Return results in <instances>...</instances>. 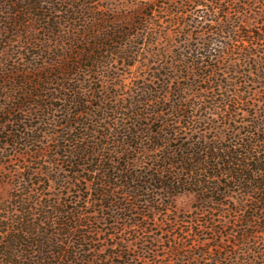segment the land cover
<instances>
[{"label":"trees","instance_id":"1","mask_svg":"<svg viewBox=\"0 0 264 264\" xmlns=\"http://www.w3.org/2000/svg\"><path fill=\"white\" fill-rule=\"evenodd\" d=\"M236 1L0 0V142L29 150L35 146L30 150L33 154L52 143L53 156L69 167L74 183L85 180L94 185L99 195L96 201L103 210L122 209L111 196L118 188L135 196L143 188L162 199L190 191L195 194L198 208L219 203L223 195L226 198L235 191L240 194L242 207L235 220L239 227L237 245L243 249L250 245L259 248L253 260L264 264V108L247 110L246 123L238 128L234 107L236 103H249L246 91H241L238 83L264 85V24L240 26L236 36L238 30L232 22L225 21L229 14L227 5ZM191 2V9L186 8ZM236 3L238 12L245 11L241 0ZM163 12L170 15L167 24L182 26L177 32L179 40L171 48L158 42L155 18ZM128 19L126 28L123 20ZM212 23L215 31L209 38L190 40L186 27L207 28ZM40 31L51 35L47 37L50 40L40 43L41 39L35 37ZM164 35L169 37V31ZM9 52L15 60L22 59L26 67L14 71V63H7ZM25 52L29 59L20 56ZM41 52L56 56L46 61ZM223 52L225 70L244 79L237 82L227 77L225 84L223 80L216 82L217 89H225V108H221V113L228 131L223 140L221 126L218 127L217 137L210 141L200 132L205 120L197 121L196 116L198 112L216 110L214 102L207 101L211 87L199 90L195 86L217 70ZM234 54L238 56L236 61L232 59ZM115 59L127 60L130 66L138 62L147 73L141 81H133V91L124 100L105 93L106 82L113 79ZM172 80L174 98L167 103L164 93L172 88ZM147 117L161 119L162 124L148 132V124L138 122ZM106 119L113 121L108 123ZM181 119L191 125L193 134L181 137L172 147L169 141L176 140L173 125ZM32 120L36 122L29 123ZM124 120H129L132 127L127 128ZM132 152L141 154L143 159L132 157ZM139 164L151 170L138 169L139 173L134 174ZM134 179L138 184L130 189L126 180ZM17 198L21 209L28 197ZM33 205L38 206L36 211L40 214L49 211L50 216L41 220L46 225L56 223L54 213H68H57V205L50 200L42 203L38 199ZM26 210L29 207L20 211ZM72 213L69 219L75 220V225L68 227L67 235L79 223L80 217ZM20 219L25 221L24 217ZM59 225L66 224L61 221ZM14 232L24 231L13 227L10 235L12 240H18ZM38 242V251L42 255L48 253L51 242ZM61 251L64 250H56L58 257ZM175 253L181 256L182 252ZM0 255L5 263L15 264V244L3 246ZM222 259L221 254L215 257L217 262ZM243 259L234 256L230 264H245Z\"/></svg>","mask_w":264,"mask_h":264},{"label":"rangeland","instance_id":"2","mask_svg":"<svg viewBox=\"0 0 264 264\" xmlns=\"http://www.w3.org/2000/svg\"><path fill=\"white\" fill-rule=\"evenodd\" d=\"M241 1L243 2L241 6L245 7V11L240 13L236 10L237 0L232 5H227L229 14L225 17V21L232 22V26L238 30L235 32L236 36L241 31L240 26L251 27L264 24L262 23L264 22V0ZM191 7L192 2L187 3L186 8L191 9ZM186 17H188L187 14ZM169 18L170 15L164 12L156 16L158 28L156 26L155 28L160 34L159 44L171 48V45L179 40L177 32L181 30L182 26L167 24ZM129 24V19L123 20V26L128 28ZM214 27L212 23L207 28H202V25H199L193 29L186 27V30L191 33L190 40L195 38L204 40L211 36L212 31H215ZM167 31H169V37L164 35V32ZM35 37L41 39V43L44 39L50 40L47 37H51V35L40 31L35 34ZM225 40L228 41V38ZM41 54L46 61L53 60L56 56L51 52H41ZM20 56L24 60L29 59L26 52ZM14 57V54L9 52L7 63L13 62L15 67L13 70L19 72L26 66L22 64V59L16 58L15 60ZM237 57L236 54L232 55L233 61H236ZM219 62L217 70L206 75L205 80L198 81L197 87L195 86L199 90L211 87L207 93V101L214 102L216 110H210L208 113L198 112L199 115L196 116L197 121L205 120L200 127V132H203V135H206L210 141L217 137L215 134L218 127L221 126L219 131L223 140H225V133L228 131L223 125L225 117L221 113L223 112L221 108H225V100H222L225 99V89H217L216 82L223 80L225 84L227 77L229 79L232 77L233 81L237 82L244 79L234 77L225 70V52L221 53ZM112 64H114L113 79L106 82L105 93H109V96L116 95L118 100H124L133 91V81L136 79H139L138 82L141 81V76L147 73L143 72V67L138 62L130 66L127 60L118 61L115 59ZM115 83L118 85L116 86ZM237 86L241 91H246L249 102L234 104V107H237L235 125L239 128L246 123L247 110L264 108V85L259 82H247L238 83ZM169 88L164 96L167 103L169 100L172 103L174 98L173 80ZM229 103L228 101L226 106ZM187 105L189 107L191 102ZM149 118H152V121H149ZM112 121L105 120L108 123ZM31 122H36V120L29 121V123ZM138 122L148 124V128H150L148 132L158 129L162 124L161 119L154 117L142 118ZM124 123L127 128L132 127L129 120H124ZM173 126L176 128L174 136L176 140L169 141V145L172 147L181 141V137L193 134V130H190L191 125H185L183 119L174 123ZM58 130L60 131V129ZM4 136L7 138L5 134ZM0 137H2V133ZM1 142L0 251L2 254L3 246L9 244L14 246L15 244L18 254L15 264H230L233 262L234 256L246 259L245 264L261 263L259 259L253 260L255 252L259 248L250 245L251 243H249V249H243L237 245L239 227L235 225V220L240 216L242 207L239 203L240 194L235 191H231L226 198L223 195L219 203H208L203 208H198L199 204L195 194L190 191L169 197V199L166 197L162 199L143 188L136 196L132 193L131 195L126 194L122 188H118L115 190V195L111 196L117 200L116 206L122 207V209L105 207L103 210L100 202L96 201L99 195L94 191V185L85 180L74 183V177L71 176L69 167H65L59 158L53 156L52 143L48 148H43L39 153L33 154L30 150L35 146L31 145L29 150L22 145L13 147ZM41 145L39 144V146ZM146 145L148 146L147 143ZM131 156L134 158L140 156L143 159L141 154L135 152H132ZM143 162L146 163L145 160ZM134 167L131 166V171ZM144 167L143 164H139L133 173H139L138 169L151 170ZM84 175L89 178L86 173H82V176ZM134 184H138L135 179L126 180V185L130 189ZM18 196L28 197L25 200L26 205L22 208L29 207V210L24 213H21L22 208L18 207ZM38 199L42 203L50 200L52 204H56L59 210L57 213L64 210L68 213L59 215L54 213L53 215L57 219H55L56 223L52 226L46 225L41 220L50 216V213L47 211V213L40 214L39 211H36L38 206L33 204ZM133 205L134 207H132ZM71 211L72 215L80 218L75 231L67 235L70 230L68 227L75 225V220L69 219ZM23 217L25 218L24 222L21 219L18 220ZM61 221L66 225H59ZM13 227L14 229L21 228L24 231L14 232L19 241L12 240L10 234ZM25 232H31V235L25 234ZM37 232L39 233L36 235ZM52 235L54 237L49 239ZM39 240L41 243L51 242V245H47L48 253L42 255L38 251ZM55 241L56 245L52 243ZM58 249L64 250L61 251L62 254L59 257L56 252ZM177 250L182 252L181 256L175 253ZM66 251L70 253H66ZM220 254L223 259L219 262L215 261V257ZM0 264H8L5 263L2 255H0Z\"/></svg>","mask_w":264,"mask_h":264}]
</instances>
